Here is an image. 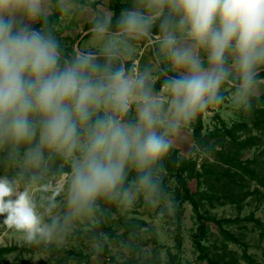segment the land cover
Wrapping results in <instances>:
<instances>
[{"label": "rangeland", "instance_id": "obj_1", "mask_svg": "<svg viewBox=\"0 0 264 264\" xmlns=\"http://www.w3.org/2000/svg\"><path fill=\"white\" fill-rule=\"evenodd\" d=\"M116 1L75 0L69 4L57 27L56 47L69 53L75 51L77 58L92 57L88 68L97 73L103 71V65L94 60L97 54L90 53L122 52L133 63L130 74L138 75L135 94L151 98L164 87V101L171 106L170 102L176 98L173 85L159 77L160 66L150 43L153 36L146 28L153 27L163 12L172 7L170 0H152L138 10L122 13V19L138 15L144 21L143 26L116 34L104 33L98 26L112 16ZM88 24L90 29L98 28L102 35L88 38L85 35ZM84 38L90 39H86L88 45L85 41L78 45L77 41ZM130 74L123 75L128 79ZM262 95L264 82L253 81L249 86L227 83L219 86L211 101L204 100V106L187 118L174 113L166 120L160 114L161 108H155L158 123L164 128L161 136L178 150L180 157L196 162L200 177L187 179V186L201 199L198 213L190 202L181 200L173 173L158 164L156 175L166 184L168 193L158 200L143 179L130 177L117 211L106 217V230L99 231L98 236L94 227L99 219L92 203L100 193L84 204H74L71 199L74 168L82 160L87 138L94 128L90 116L101 111L106 119L111 116L124 125L138 126L144 98L126 113L117 112L111 102L100 99L99 106L90 107L87 121L81 122L74 116L78 141L71 154L41 145L42 116L29 113V121L37 125L35 135L25 139L15 156L11 153L3 179L7 178L18 192L28 191L42 226H47L51 234L37 235L28 241L26 233L4 223L6 214L0 215V248L14 247L0 259V264H208L207 259L201 258L197 242L210 257L222 258V264H264V231L255 223L256 219L264 223V128L254 125L255 111L250 100ZM262 104L257 107L264 109ZM259 116L264 120L262 114ZM199 122L202 145L194 139ZM238 125L243 127L235 131L236 138L244 141L255 137L254 145L235 148L222 135L225 128ZM152 130L157 133L155 125ZM30 143L36 146H28ZM51 152H57L60 159L51 160ZM219 152L237 154L243 163L257 161L248 166L258 176L252 178L251 173L233 167ZM1 159L0 154V162ZM147 165L141 166L133 159L126 161L127 167L138 171Z\"/></svg>", "mask_w": 264, "mask_h": 264}, {"label": "clouds", "instance_id": "obj_2", "mask_svg": "<svg viewBox=\"0 0 264 264\" xmlns=\"http://www.w3.org/2000/svg\"><path fill=\"white\" fill-rule=\"evenodd\" d=\"M39 3L40 0H0V16L15 6H23L35 15ZM170 4L182 14L180 25L188 26L192 39L207 46L209 62L216 66L214 71L172 81L176 115L187 118L204 106V97L221 83L227 51L236 54L244 85L251 84L253 68L264 63V0H170ZM124 23L134 30L144 21L131 14ZM12 28L10 22L0 18V136L17 141L31 139L37 125L29 121V113L37 112L42 116L41 145L71 154L78 141L74 116L87 121L90 107L99 106L101 96L117 112L129 110L138 84L126 79L123 72H116L107 84L93 83L83 74L92 57L59 71L53 42L35 32L13 34ZM177 59L184 62L192 57L184 52ZM144 101L138 126L124 125L111 116L96 122L83 158L74 168L72 203H87L97 194L113 189L129 159L144 166L167 151L169 142L152 130L158 123L154 111L157 105L147 94ZM4 214V223L26 233L28 241L51 234L47 226H42L28 191H16L7 178L0 179V215Z\"/></svg>", "mask_w": 264, "mask_h": 264}, {"label": "trees", "instance_id": "obj_3", "mask_svg": "<svg viewBox=\"0 0 264 264\" xmlns=\"http://www.w3.org/2000/svg\"><path fill=\"white\" fill-rule=\"evenodd\" d=\"M75 0H52L53 2V9L52 13L45 16L40 15L38 17V21L31 25L25 33L31 34L33 32L39 33L45 40L51 41L55 44V37L58 35L57 27L60 24V19L64 13L66 7L74 2ZM152 0H117L113 7L112 16L108 20H104L98 28H102L104 30L109 31L111 34H116L121 32L124 29H128L126 24L124 23L126 19H122L121 15L123 12H129L138 10L142 8L147 3H151ZM182 14L178 13L173 10L172 7H168L161 17L156 21L153 27H146L147 31L152 34L153 39L154 36L159 35L160 37L166 34L167 29L172 26L173 24L180 22ZM86 31H88L91 26L88 24L86 27ZM98 28L94 31H91L87 34V36H94L99 34ZM13 34H17L19 31L12 29ZM82 34L79 35V37ZM125 36V33L122 34ZM78 37V38H79ZM56 46V45H55ZM168 46L167 42L155 43L152 48V53L154 54L155 58L158 60L160 66L159 77L166 80V82H172L176 80L184 79L178 75H174L169 70L166 69L164 64V52L162 48H166ZM56 52L58 55L57 60V69L59 71H63L65 68L73 67L77 65L80 61H83V58H77V54L75 51L72 53L64 51L59 46L56 47ZM90 54H97L96 60L97 62L103 65V71L94 72L88 67L84 71V76L91 80L93 83L102 82L107 84L110 82L109 78L114 75L116 72H123V74L128 75L133 70V63L131 61L124 60L116 50H110L103 54L99 53H90ZM258 69L255 67L253 68V76L252 81H257L259 79L264 78V69H261L259 72L256 73ZM251 81V82H252ZM228 81L225 79L221 80V85H227ZM236 86H241L244 84L243 78H239L237 81L233 82ZM218 86V87H219ZM215 92V91H214ZM210 93L204 97L206 102L211 101L212 95ZM101 99L106 102L110 103L106 99L105 96H101ZM252 108H254V125L259 128H264V120L261 119L259 114L264 116V109H260L257 107L258 104L263 105L264 103V95L261 97H250ZM106 116L101 111H98L97 114L90 116V125L95 126L98 120H105ZM157 128V134L161 135L164 132V128L162 125L157 123L155 125ZM243 126H234L233 128H225L224 133L222 134L225 138L228 137L229 141H231L232 146L239 149H245L251 145H254L257 138L249 137L244 141H240L236 138L235 131L238 128H242ZM80 131V129H78ZM201 130H202V123L199 122L198 127L194 130V139L195 143L198 145H202L201 140ZM82 132V131H80ZM0 143L2 144V150L0 151L1 154V162H0V179H3L5 166L8 162H10L11 153L13 156L16 155V152L22 148L25 144V140H19L12 138L11 136H0ZM28 146L35 147L36 144L30 143ZM220 157H225L226 162L232 165L235 168H240L245 170L247 173H251L252 178L258 176V173L255 169H249V164H257L254 160L247 161L246 163L242 162L237 154L234 156H229L224 152H219ZM57 152H51V160H56L58 157ZM60 159V157H58ZM158 164H161L163 168L171 173H173L174 177L176 178V182L178 183V193L183 201L190 202L196 212L198 213V204L199 200L195 197L194 194L191 193L190 189L187 186V179L189 178H198L200 177V173L196 168V162L192 159L182 158L178 154V150L169 145L167 151L157 160L151 162L149 165L143 167L141 170L132 169L126 166V162L123 168V173L121 179L117 182L115 187L110 191L101 192L92 203V208L94 209V213L96 214L97 218L99 219L97 225L94 227L95 234L98 236V232L101 230H106V225L104 220L111 212H116L118 209V203L121 200L122 194L125 192L126 186L128 184V179L130 177H134L136 179H143L144 185L148 189L149 192L153 193L158 200H161L167 193L168 187L166 184L157 177L156 175V168ZM57 169V167H55ZM248 168V169H247ZM250 170V171H249ZM58 173L61 172V169L57 171ZM211 173L208 174L210 176ZM211 201L213 200L211 196L208 197ZM229 199V197H228ZM232 200V199H230ZM98 207V208H97ZM257 226L264 231V223L259 219L255 220ZM201 226H204L202 223ZM198 248L202 251L201 258H205L208 261V264H222V258H213L207 255L203 251L202 245L197 242ZM103 247L105 251H107V245L103 242ZM14 250V247H2L0 248V259L6 254L10 253Z\"/></svg>", "mask_w": 264, "mask_h": 264}, {"label": "crops", "instance_id": "obj_4", "mask_svg": "<svg viewBox=\"0 0 264 264\" xmlns=\"http://www.w3.org/2000/svg\"><path fill=\"white\" fill-rule=\"evenodd\" d=\"M52 9H53L52 0H40L39 11L35 15H31L23 6H15L9 11L3 13L2 16H0V18L4 19L6 22H10L13 25L12 29L18 30L19 32L20 31L24 32L31 25L35 24L38 21V17L40 15L47 16L51 14ZM218 23L219 21L217 20L216 25H218ZM94 30L96 29H90L86 31L85 35H87L89 32ZM99 30H102V28H99ZM101 35L102 34L100 32V34H96L90 37L88 36V38L96 39L95 37ZM157 36H158L157 38L150 39L152 48L155 43H159L161 41H165L168 43L169 40L172 41V43H168V46L166 48H162V49L164 52L163 60L165 67L174 75H178L180 77L186 78V77H190L193 74L210 72L215 70L216 66L209 62V54H208L209 50L207 46H201L197 44L195 40L192 39V37L189 35V28L187 25L181 26L180 22H177L167 29L165 35L161 37L159 35ZM88 38H84L80 41L81 46L84 41H85V45L86 44L88 45V42L86 41V39ZM117 42L118 41H116V43ZM108 51L110 50H107V52ZM184 52L190 53L192 59L184 62L178 61L177 59L178 55L183 54ZM118 53L124 60L126 61L130 60L129 57L125 56L122 52L118 51ZM221 67L223 68V79H225L226 81L234 82L237 81L239 78H243L237 63L236 54L231 50L225 53L224 61ZM255 68L258 69L256 73L259 72L261 69H264V63L257 64ZM257 81L264 82V78L259 79ZM251 83H253V81ZM242 85L245 86L244 84ZM136 98L143 100L144 94L143 93L136 94ZM149 100H152V102H154L157 105L156 108L158 109L161 108L160 114H162V116H165L166 120L169 119V117H173L174 113H176V109L173 105V102L172 101L170 102L171 106L169 105L167 106V103H165L164 101L165 100L164 87L162 88V90L158 92V94H156V96L149 98Z\"/></svg>", "mask_w": 264, "mask_h": 264}, {"label": "built area", "instance_id": "obj_5", "mask_svg": "<svg viewBox=\"0 0 264 264\" xmlns=\"http://www.w3.org/2000/svg\"><path fill=\"white\" fill-rule=\"evenodd\" d=\"M154 37L157 38L158 36L156 35V36H154ZM137 76H138L137 73H135L134 75L130 74V75L128 76V79L137 82V79H138ZM228 83L233 84L232 81H228ZM133 95H134L135 98H134V99L132 100V102L130 103V106H129V110H128V111L131 110V108L133 107L134 103H136V102H141V101H142V99H137V98H136L135 91L133 92Z\"/></svg>", "mask_w": 264, "mask_h": 264}, {"label": "water", "instance_id": "obj_6", "mask_svg": "<svg viewBox=\"0 0 264 264\" xmlns=\"http://www.w3.org/2000/svg\"><path fill=\"white\" fill-rule=\"evenodd\" d=\"M102 31H103L104 33H110L109 31L104 30V29H102ZM120 33H121V32H120ZM80 40H81V39H79V40L77 41V44H78V45L80 44ZM77 50H78V52L82 53V52L80 51V49H77Z\"/></svg>", "mask_w": 264, "mask_h": 264}]
</instances>
